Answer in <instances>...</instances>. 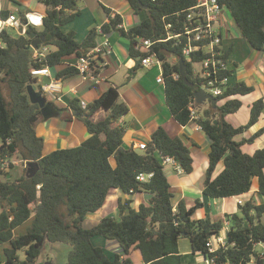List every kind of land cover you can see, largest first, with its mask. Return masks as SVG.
<instances>
[{"label": "trees", "instance_id": "16d2710c", "mask_svg": "<svg viewBox=\"0 0 264 264\" xmlns=\"http://www.w3.org/2000/svg\"><path fill=\"white\" fill-rule=\"evenodd\" d=\"M134 13L146 12L138 24L124 29L119 13L111 16V9L103 7L108 21L101 23L104 35L113 31L128 38L129 54L141 53L134 49L137 39L156 40L152 46L162 70L166 104L174 119L184 125L198 117L200 125L210 141L209 165L203 183V194L210 198L240 195L250 189L253 177L258 178L259 192L264 194V147L252 154L243 152L244 141L252 142L264 132V126L242 141L234 136L253 124L264 108L262 99L250 105V117L245 125L234 127L225 118L240 107V100L233 97L253 90L239 82L233 86H221L223 93L214 95L216 106L206 102L202 106L195 102L194 94L202 86L201 78L191 73V62L184 61L188 79L193 86L185 84L179 74L178 59L184 58L182 47L184 35L167 39L169 32H181L188 8L195 0H126ZM229 13L237 33L253 49L264 51V0H218ZM44 6L40 28L29 26L25 35L10 29L0 31V161L18 158L37 165L32 176L23 173L10 180L3 179L0 170V246L3 260L0 264H27L35 261L45 241L63 242L71 246L65 264H132L129 254L138 250L144 264H196L185 263L178 249V239L190 240L193 252L214 257L211 264H264V253L255 246L264 240V202L251 200L240 207V213L226 215L231 226L226 235V244L210 253L206 242L223 226V219H193L194 210L200 206L197 199L189 208L183 201L175 207L172 203L170 184L163 170L162 160L173 158L183 171L193 170L194 159L189 147L178 136L171 137L162 126H158L146 144L144 154L134 148H121L124 127L119 118L128 112V106L118 100V90L108 87L102 94L81 108L78 117L83 121L89 137L79 145L56 149L43 154L44 141L34 129L41 113L38 104L31 103L27 85L36 82L31 69L46 64L59 63L63 56L85 54L97 45L100 36L97 27L89 29L85 38L77 42L74 32H63L61 26L79 14L76 0H37ZM9 12L0 10L5 19ZM20 16L23 12L20 11ZM170 27L166 28V25ZM31 31L42 38L41 46H53L39 61L30 46ZM208 53L198 51L192 55L199 62ZM226 57V52L223 55ZM93 64V60L90 61ZM74 66H67L55 77L64 79L76 74ZM228 70L218 73V78L228 76ZM45 95V94H43ZM233 97V98H232ZM63 110L62 108H57ZM99 109L106 115L93 120ZM111 160L114 161L112 165ZM220 160L223 168L213 176ZM12 166V165H11ZM140 173H152L146 181H139ZM111 188H120L124 193L145 191L151 194L148 204L137 209L131 200H118L119 219L102 217L91 227L83 222L88 212L99 210ZM29 226L23 233L15 230L26 221ZM102 241H97L96 239ZM104 240H114L122 253L106 250ZM24 248L25 259L17 251ZM258 262V263H257Z\"/></svg>", "mask_w": 264, "mask_h": 264}, {"label": "crops", "instance_id": "0c3cea01", "mask_svg": "<svg viewBox=\"0 0 264 264\" xmlns=\"http://www.w3.org/2000/svg\"><path fill=\"white\" fill-rule=\"evenodd\" d=\"M78 15L71 21L63 24V32L73 31L74 38L81 42L90 28L99 26L108 21V17L103 7L111 9V16L119 13L122 17V26L127 29L138 24L146 17L145 11L134 13L126 0H76ZM7 10L9 13L20 15L27 11H44V6L37 0H0V10ZM44 14V13H43ZM230 20V22H229ZM222 48L226 52V67L229 71L226 86H233L243 82L253 88L247 94L233 96L240 100V107L228 113L225 118L234 127L245 125L250 117V105L252 102L262 99L264 103V51L253 49L246 40L235 30L234 24L230 18L223 23ZM104 38L107 39L108 52L104 55H98L93 59V65L96 67V73L100 80L93 83L89 80H82L78 73L64 79H57L56 72L67 67L74 66L77 60L75 53L63 56L61 61L50 67V80L56 84L57 89L54 97L45 94L47 102L52 104L54 110L50 116L38 119L34 124L35 132L42 137L44 141L43 154L50 151L79 145L89 137L83 121L78 117V113L72 112V102L77 106L80 101L86 103L92 102L98 98L104 90L114 86L118 90V100L128 106V112L119 118L120 124L124 127V136L121 148H135L139 143L147 144L150 141L151 133L162 126L171 136L182 138L189 147L194 159L193 170L187 173L179 167L177 169L172 161L163 163V170L170 184V191L173 195L172 203L174 207L183 201L187 208L193 206L195 201H200L192 218L202 219L211 218L217 220L222 218L224 223L217 234L209 238L221 235L226 239L227 232L231 226L230 220L226 215L240 213L242 204H238L237 199H241L243 204L251 200L256 204L264 202V194L260 193L258 188V178L253 177L250 189L240 195L210 198L203 194V183L206 176V170L209 165L210 141L205 133L198 128L195 122L198 116L195 115L192 120L182 125L178 123L166 104L163 82L157 81L162 70L160 65H154L150 68L143 66L137 56L132 57L129 54L130 42L128 38L113 31L109 34L101 35L97 39V44H102ZM47 52L54 49L53 46H46ZM105 48V49H106ZM232 97V98H233ZM206 106V102L201 103ZM62 108L63 110H58ZM78 112V111H77ZM106 115L103 109L97 110L92 119L97 120ZM264 126V108L258 119L243 132L234 136L235 141H242L255 134ZM264 147V132L258 135L252 142L244 141L241 145L243 152L252 154L257 149ZM15 166L25 169V163L18 159ZM112 165L114 161L111 160ZM223 168V160H220L213 172V176L218 174ZM264 172V169H263ZM18 174L20 176L21 174ZM5 177L10 180V174ZM151 194L145 191H136L133 193H124L120 188H111L106 195L103 206L96 212H88L83 222L84 227H91L102 217L112 216L119 219L118 200L130 199L132 208L137 209L140 204H148ZM16 231V230H15ZM17 234V233H16ZM184 239L185 241H183ZM105 241V240H104ZM103 241V245H104ZM105 249L111 252L122 253L121 247L116 243L106 241ZM214 246L215 243L213 242ZM4 246V245H3ZM178 249L184 261L185 255H197V260L203 259V254L193 252L191 242L186 237L178 239ZM137 255V258H134ZM132 264H144L141 254L138 250H132L129 254ZM3 258L0 259L2 261ZM185 262V261H184ZM66 263V262H65ZM186 263V262H185ZM191 263V262H189ZM250 264H253L252 261Z\"/></svg>", "mask_w": 264, "mask_h": 264}, {"label": "built area", "instance_id": "2783aa9c", "mask_svg": "<svg viewBox=\"0 0 264 264\" xmlns=\"http://www.w3.org/2000/svg\"><path fill=\"white\" fill-rule=\"evenodd\" d=\"M44 14L39 11H27L23 13L22 16L16 13H9L5 19L0 17V31L2 29H10L13 33L18 35H25L26 29L29 26L40 28L43 22ZM230 18L229 13L223 8L218 0H195V3L188 8V11L185 15L184 26L179 33H171L167 39L171 37H177L179 35H184L186 37V42L182 47V55L184 61L191 62L192 68L191 73L193 76L203 79L202 88L214 95H221L223 93V88L227 82L228 76L223 75L218 78L219 71L227 70L226 67V57L223 55L225 51L222 48V31L224 27V22L226 19ZM231 19V18H230ZM170 27V24L166 25V28ZM97 32L99 35L104 37V33L100 26L97 27ZM156 40L146 38V39H137L134 44V49L140 51L138 56L140 63L145 67H152L154 65H160L155 53L152 52L151 46ZM108 45L107 39L104 38L102 44L95 45L91 50L87 51L85 54L77 56L76 63L74 67L76 68L77 73L80 75L82 80H89L93 83H97L100 80L99 75L96 73V67L90 61L93 60L98 55H104L108 52L106 48ZM106 48V49H105ZM34 49L33 56L39 61L47 53V47L41 46L40 48ZM198 51H203L208 53V56L200 60L199 62L192 61V55ZM197 64L199 69L196 70L193 65ZM32 76L36 77V82L38 85L36 90L40 91L42 94H49L54 97V92L57 91L55 88L56 84L51 80L47 82L42 81V76H46L50 79L49 66L42 64L39 67H33L31 69ZM40 77V78H39ZM174 78H178L179 74L174 73ZM157 81L163 82L162 75L157 78ZM34 84V83H33ZM38 87V89H37ZM82 108H86L87 103L84 100L80 101ZM193 115L192 117H194ZM195 118V117H194ZM200 128V125L197 126ZM140 149H145V143H139L137 145ZM23 163L26 162L22 160ZM172 161L175 164V167L179 169L177 162L171 158L166 157L162 160L163 163ZM17 160L14 158L4 159L0 161V170L6 171L11 165H15ZM152 173H140L136 176L139 181H146L151 177ZM238 204H243L241 199H237ZM215 243V246L213 244ZM226 244V239L221 235L215 236L214 239L208 238L206 246L210 253L214 252L217 248L222 247ZM262 249L264 250V240L259 242ZM214 257H207L203 255L202 261L204 264H211ZM252 262H254L252 260ZM3 264V263H1ZM227 264V263H226Z\"/></svg>", "mask_w": 264, "mask_h": 264}, {"label": "rangeland", "instance_id": "374dc122", "mask_svg": "<svg viewBox=\"0 0 264 264\" xmlns=\"http://www.w3.org/2000/svg\"><path fill=\"white\" fill-rule=\"evenodd\" d=\"M230 22V20H229ZM51 47V46H50ZM193 67L198 70L199 66L197 64H194ZM40 78V77H39ZM34 85H38L37 82H34ZM38 89V87H37ZM208 91V90H207ZM22 173V169L20 166H15L12 165L10 168H8L5 173L4 176L2 177L3 179H5V177H8L7 175L10 174V179H14L16 177H18V174ZM30 221H26L24 222L22 225H20L16 231L15 234L17 233H23L26 228L29 226ZM183 241H185L184 239H182ZM102 241L101 239H96V242ZM110 243H116V241L111 240ZM104 246H107V242L106 240L104 241ZM2 248L3 246H0V259L3 258L2 255ZM256 250L259 253H264V250L262 249L260 244H256L255 246ZM71 250V246L67 243H63V242H49V241H45L40 249V253L38 254L37 258L35 259V264H65L66 260H67V256L69 254ZM108 250V249H106ZM110 250H108L109 252ZM17 255L19 256L20 259H25V254H24V248H21L17 251ZM137 255H134V258ZM184 261L186 263H196V264H204V262L202 260H197V255H192L190 253V255H185L184 256Z\"/></svg>", "mask_w": 264, "mask_h": 264}, {"label": "water", "instance_id": "95a60500", "mask_svg": "<svg viewBox=\"0 0 264 264\" xmlns=\"http://www.w3.org/2000/svg\"><path fill=\"white\" fill-rule=\"evenodd\" d=\"M29 36L32 38V42L30 43L29 47L36 48L38 45H40L42 43V38L37 36L35 31H31L29 33ZM178 64H179V75H180L181 80L185 84L192 87L193 83L187 77L188 72H187V67H186V64L184 62V59L179 58ZM42 81L48 83L50 81V79L46 76H42ZM26 89H27V94H28L30 102L38 104V106L40 108V113L44 118L50 116V114L54 112V110L52 108V104L50 102L46 101V98L44 97V95L40 91L36 90V87L34 84H28ZM194 97H195V102L198 104L207 102V103H210L212 105V107L216 106L215 97L211 93L205 91L202 87H200L199 89L196 90ZM72 112H74L75 114L78 113L77 109H72ZM134 151L138 154H144L145 153V151L143 149H140L138 147H135ZM35 169H37V165L35 163L27 162L26 163V176L27 177L32 176ZM27 264H35V262L30 261Z\"/></svg>", "mask_w": 264, "mask_h": 264}]
</instances>
